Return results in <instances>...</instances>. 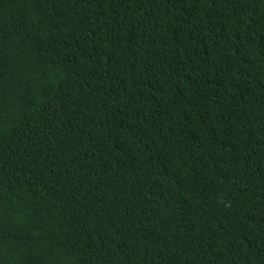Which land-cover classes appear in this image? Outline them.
Returning a JSON list of instances; mask_svg holds the SVG:
<instances>
[{"label":"trees","instance_id":"trees-1","mask_svg":"<svg viewBox=\"0 0 264 264\" xmlns=\"http://www.w3.org/2000/svg\"><path fill=\"white\" fill-rule=\"evenodd\" d=\"M0 264H264V0H0Z\"/></svg>","mask_w":264,"mask_h":264}]
</instances>
